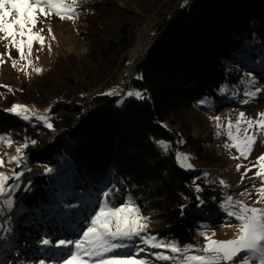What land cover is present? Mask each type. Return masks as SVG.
I'll list each match as a JSON object with an SVG mask.
<instances>
[{
    "label": "trees",
    "instance_id": "obj_1",
    "mask_svg": "<svg viewBox=\"0 0 264 264\" xmlns=\"http://www.w3.org/2000/svg\"><path fill=\"white\" fill-rule=\"evenodd\" d=\"M77 5L87 51L56 57L45 76L20 84L0 106L42 109L26 113L28 120L4 111L0 134L22 136L24 166L52 169L33 180L13 210L10 249L3 255L8 264L15 258L38 264L44 251L54 250L40 248L45 238L75 240L105 203V191L110 207L134 203L157 238L191 242L199 224L210 221L209 198L219 196L196 171L178 165V134L163 122L206 95L219 98L221 88H241L237 55L247 50L253 33L264 40V0H78ZM149 15L157 18L156 33L139 78L131 80L146 98L119 105L104 89L128 67L126 54Z\"/></svg>",
    "mask_w": 264,
    "mask_h": 264
},
{
    "label": "rangeland",
    "instance_id": "obj_2",
    "mask_svg": "<svg viewBox=\"0 0 264 264\" xmlns=\"http://www.w3.org/2000/svg\"><path fill=\"white\" fill-rule=\"evenodd\" d=\"M155 19L157 18H155L154 15H149L145 18L144 23L138 29L135 43L126 54V57L130 61L128 62V67L118 72L115 76L116 78L111 80V83L107 85L108 87L106 86L107 88L104 89L105 93H115L113 95L116 96L117 104L119 105L129 99L135 98L126 97L125 94L129 90L142 92L136 87H131L132 78H136L133 74V65L140 60L144 46L147 44L150 45L152 35L156 33L154 28ZM84 25V22L82 20L80 21L78 12L77 18L74 21L67 19L61 20L55 15L50 16L46 20L41 17L37 27L33 30L39 31L40 28L44 29L42 35L45 37V44L43 50H40L39 42H33L32 55L29 57V59L33 61V64L26 69L27 74H25V71L20 70L21 65L25 64L26 61L19 60V55L15 48H11V56L18 61L17 67H12L11 59L4 56L7 62L0 65V85H7L12 91H9L8 88L0 87V106L8 95L12 94L11 96H13V93L16 92V88L20 84L26 83L30 86L41 77L45 76L56 57L65 55L79 56L86 52L87 36L84 33ZM49 28H51L55 39L52 38V35H49ZM252 38L253 41L246 45L247 50L239 52L237 55L236 68L243 74V84L241 88L236 87L238 86L237 84L233 86V88H235L230 92H224L223 88H221L219 98L215 99L206 95L202 97V99L194 102L189 109L184 110L180 115L174 116L171 120L172 122H170V120H165L163 122L164 126L174 130L178 134V146L175 150V158L178 165L181 166V163H184L185 166L183 168L185 170L196 171L197 178H201L206 185H208V189L218 192L219 198L216 196L209 198L207 205L211 211L210 221L199 224L192 235L191 242L181 244L175 240L166 241L159 239L149 232L148 229L147 232L142 235H154L158 241L175 242L182 249L189 245L194 246V248L187 253L188 255L203 254L199 251V249L203 248L206 244V240L202 233L212 236L214 232L215 235L212 236V238L217 240L235 239L238 236L239 222L234 218L228 217L222 208V205H226L228 197H231L233 201L243 200L244 203L250 207L264 208V203H256L258 196L252 188V185H256L257 188L260 186L259 179L255 178V172L258 168H252V165L256 163L258 156L264 154V135H262L258 129L256 130L258 140L248 159H244L243 157L233 159V157L239 156V152L235 148L227 147L233 143L228 136L229 122L232 124V132L235 134L236 121L240 117V113H244V120L260 119V113H264V91L258 93L255 97L245 95L247 92H254L256 88L264 90V40L256 38L255 33H253ZM49 45L51 46V50H49ZM25 51L27 52V49H25ZM4 52L5 43L0 41V53ZM36 57H39V59H36ZM34 67H38L42 69V71L36 73L33 70ZM253 80L254 83H250V81ZM245 100L249 102L244 103L243 101ZM17 104L19 103L14 105ZM25 107L29 109L27 112L28 114L43 112L42 109H37L33 106ZM4 111H6V109L3 110L2 107H0V114H4ZM216 117L219 119L217 120ZM15 125L14 123L11 128L14 129ZM240 128L241 130L246 128V124L243 121H241ZM249 131L251 132L252 130ZM0 136L10 138L11 140L12 137H14L11 146L0 142V159L4 161L3 166H0V173L11 177L14 169L17 168L22 171L19 180L10 184H8L7 181L5 184L6 192L11 189L7 197L12 200L10 208L6 204V197L0 196V239H2L3 242V246L0 247V264H8V259H5V262L3 261V255L10 249L9 235H11L13 224L11 218L13 210L18 205V200L25 193L24 191L27 190L36 177L42 174L46 166L34 168H29V164L27 167L24 166L23 161L27 158L24 156V139L22 136L15 134H8L7 136L0 134ZM17 148L21 149L19 153V163L16 161L10 162V156L18 155L16 153ZM178 154L181 156H188L189 159L186 162L182 160L178 161ZM188 163L192 165L191 168L186 166ZM237 164H241L246 168H252V171L248 173L243 181H241V174L244 168L237 171ZM221 180L225 183L221 184ZM246 190L247 192H252L251 197L247 194L241 195V193H246ZM126 203H129V201ZM139 212L143 217L140 209ZM215 216H217V218L215 222H212L211 219ZM142 222L147 224V228L150 227V223L146 219ZM225 223H230L231 226L226 227L224 226ZM71 226H76V224L72 222ZM88 226L89 224H87V227ZM83 231L84 230H78L75 239L80 238ZM128 243H134L139 247H145L146 251L140 253L138 258L148 259L149 264H183L180 254L171 253L163 248H147L140 243L138 239L135 242ZM39 246L42 249L45 248L42 244ZM53 249L52 252L43 250V254L39 256L44 261V264H58V262L66 258L69 253V249ZM70 249L74 250L71 246ZM162 251H164L165 254L176 256L177 259L174 261L155 260L152 254ZM129 252H135V247L120 250V254H127ZM54 253L55 256L53 258ZM108 255H112V253ZM36 261H38V259ZM14 264H21L20 260L15 258Z\"/></svg>",
    "mask_w": 264,
    "mask_h": 264
},
{
    "label": "snow or ice",
    "instance_id": "obj_3",
    "mask_svg": "<svg viewBox=\"0 0 264 264\" xmlns=\"http://www.w3.org/2000/svg\"><path fill=\"white\" fill-rule=\"evenodd\" d=\"M77 0H0V41L5 43V52L0 53V65L5 64L7 61L4 56H7L12 61V67H17L18 61L11 56V48H15L19 55L20 61H26L21 65L20 70L25 71L33 64L29 59L32 55L33 42L37 41L40 44V50H43L45 44V37L42 35L43 28L39 31H34L40 22L41 17L48 19L50 16L55 15L61 20H72L77 18ZM49 35L55 39L52 34L51 28L48 29ZM27 49V52L25 51ZM49 50L51 46L49 45ZM39 59V57H36ZM36 73H40L42 69L34 67ZM250 83H254L250 81ZM0 87L12 89L7 85H0ZM262 89L256 88L254 92H247L245 95L255 97L261 93ZM115 93L109 92L106 95H113ZM126 97H135L137 99H145V95L138 91L129 90ZM244 103L249 101L245 100ZM6 111L22 117L24 120L30 119L26 114L29 109L23 105H13ZM38 119L45 120L47 117H38ZM218 120L219 118L216 117ZM243 121L246 128L241 130L240 124ZM48 128H52L51 123H46ZM219 126V125H218ZM228 136L233 141L227 147L235 148L239 152V156L233 159L243 157L248 159L252 154L253 148L257 143L258 137L256 130L258 129L264 135V113H260V119L244 120V113H240V117L236 121V133L232 132V124H228ZM249 130H252L251 132ZM242 133V134H241ZM0 142L11 146L13 141L10 138L0 136ZM36 143V141H31ZM159 145L165 150H168V145L160 141ZM25 147L27 144L25 143ZM21 152L20 148L16 149L18 155L10 156L9 161H16L19 163ZM188 156L177 155L178 161H187ZM4 161L0 159V166H3ZM184 167L185 164L181 163ZM191 168L192 165H186ZM244 168L241 174V181L252 171V168H258L255 172V178L259 179L260 186L252 185L255 194L258 196L256 203H264V154L257 157L256 163L252 168H246L241 164L236 165V170L240 171ZM52 171V169H46ZM20 174H15L16 180H19ZM10 179L9 176L0 173V196L6 197V204L10 208L12 200L7 198L11 192L9 189L5 190V184ZM224 184V181H220ZM197 191L201 189L197 187ZM247 194L251 197L252 192L241 193ZM110 191H105L103 196L106 198L105 203L99 206L98 210L89 218V226L83 231L80 238L72 239H59L53 241L52 239L45 238L41 241L42 245L50 246L56 249H69L66 258L58 262V264H149L146 258H138L140 253L146 251L145 247H139L134 243L137 239L151 249H165L171 253L180 254L183 264H264V208L250 207L245 204L243 200L233 201L231 197L227 198L226 205H222L226 215L234 218L239 222L238 236L235 239L217 240L212 236L202 233L206 240V244L199 251L203 254L188 255L194 246L189 245L186 248H181L175 242L158 241L157 238L148 235H142L147 232V224L142 221L145 217L140 215L139 209L131 202L123 204L119 207L108 206L107 197ZM226 227H230V223H225ZM74 248V250H71ZM135 247V252L127 254H120L121 249ZM112 253V255H108ZM157 261L176 260V256L165 254L162 252H155L152 254ZM39 264H44L41 260Z\"/></svg>",
    "mask_w": 264,
    "mask_h": 264
},
{
    "label": "water",
    "instance_id": "obj_4",
    "mask_svg": "<svg viewBox=\"0 0 264 264\" xmlns=\"http://www.w3.org/2000/svg\"><path fill=\"white\" fill-rule=\"evenodd\" d=\"M144 60H146V57L141 58L140 60H138V61L133 65V74H134L135 76H137V75L139 76V75H140V71H141V69L143 68L144 63H145ZM15 174H20V176H21V175H22V171L19 170V169H17V168L14 169L13 174L11 175L10 179L8 180V184L13 183L14 181H16ZM20 176H19V177H20Z\"/></svg>",
    "mask_w": 264,
    "mask_h": 264
},
{
    "label": "built area",
    "instance_id": "obj_5",
    "mask_svg": "<svg viewBox=\"0 0 264 264\" xmlns=\"http://www.w3.org/2000/svg\"><path fill=\"white\" fill-rule=\"evenodd\" d=\"M147 46H149V44L145 45L144 48H143V51H142V54L140 56V59L144 57L145 55V52H146V49H147ZM135 76V75H134ZM137 78H139V76H136Z\"/></svg>",
    "mask_w": 264,
    "mask_h": 264
}]
</instances>
